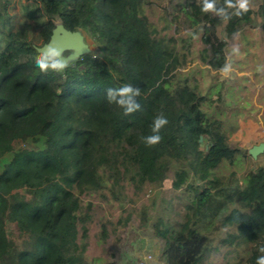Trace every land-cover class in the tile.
<instances>
[{"label": "trees", "instance_id": "16d2710c", "mask_svg": "<svg viewBox=\"0 0 264 264\" xmlns=\"http://www.w3.org/2000/svg\"><path fill=\"white\" fill-rule=\"evenodd\" d=\"M25 1L21 15L34 22L39 44L14 27L10 1L0 0V264H87L77 241L83 197L114 191L124 179L158 190L169 181L185 199L178 227L161 217L152 223L164 241L162 264H202L215 249L214 221L234 228L221 243L248 245L236 264H256L264 255L258 251L264 246V165L243 179L235 170L216 173L247 151L229 146L196 86L174 78V49L142 13L151 0ZM212 2L215 10L204 12L203 0H173L171 20L202 28L204 62L221 71L225 41L217 25L223 21L231 37L257 18L264 31V0L240 15L226 0ZM221 8L228 19L217 14ZM56 21L79 31L89 51L67 61L64 71H41L37 47L49 40ZM125 84L140 89V109L131 114L106 96ZM160 113L169 121L162 140L146 146L143 138Z\"/></svg>", "mask_w": 264, "mask_h": 264}, {"label": "rangeland", "instance_id": "374dc122", "mask_svg": "<svg viewBox=\"0 0 264 264\" xmlns=\"http://www.w3.org/2000/svg\"><path fill=\"white\" fill-rule=\"evenodd\" d=\"M9 1L14 27L25 29L28 38L39 44L34 22L21 15L22 5L27 2ZM172 1L151 0L143 6L142 13L155 35L174 49L178 60L174 78L186 79L195 85L206 98L203 110L220 121L229 146L247 151L242 159L238 158L241 161L233 165L225 162L216 173L227 174L235 170L237 177L243 179L249 169L264 165V31L257 18L231 37H226L223 21L217 25V36L225 41L226 63L232 65V71L225 76L204 62L207 43L203 39L202 28H191L186 23L179 27L174 25L171 20ZM258 2L249 0V7L255 8ZM27 23L32 25L31 28L26 26ZM233 48H238L239 53L233 54ZM253 146L262 147L254 156L248 153ZM169 174L172 175V171ZM190 179L191 175L186 182ZM108 185L113 184L110 182ZM185 212V199L171 190L169 181L162 190H158L147 183L139 185L124 179L120 185H114V191L109 188L92 190L83 197L80 214L84 219L78 225L77 241L87 264L107 261L115 264H162L164 241L155 234L152 223L161 217L162 223L178 227ZM11 227L16 234L15 225ZM229 230L233 231V226L221 221L209 225L215 249L202 264H236L239 257L248 251L245 244L220 242Z\"/></svg>", "mask_w": 264, "mask_h": 264}, {"label": "clouds", "instance_id": "9594fccd", "mask_svg": "<svg viewBox=\"0 0 264 264\" xmlns=\"http://www.w3.org/2000/svg\"><path fill=\"white\" fill-rule=\"evenodd\" d=\"M229 8H236V14L240 15L242 12H247L249 8V0H226ZM215 10V5L212 0H203L202 11L208 12ZM218 15H221L224 19H228L229 16L224 8L219 9ZM233 54H238L239 49L233 48ZM35 63L41 71L53 70L56 72L64 71L67 67V62L60 58V53L51 47L47 48L46 51L41 52L36 58ZM232 71V65L226 63L221 69V73L225 76L229 75ZM140 89L134 88L131 84H125L119 88H109L106 90V96L110 103L114 102L118 106L124 109L125 114H131L140 109V105L136 102L135 97L139 96ZM167 117L160 113L158 114L152 123L151 131L152 134L143 138V142L146 146H155L160 143L162 136L160 135L161 129L168 124ZM258 251L264 253V246H261ZM256 264H264V255L257 257Z\"/></svg>", "mask_w": 264, "mask_h": 264}, {"label": "water", "instance_id": "95a60500", "mask_svg": "<svg viewBox=\"0 0 264 264\" xmlns=\"http://www.w3.org/2000/svg\"><path fill=\"white\" fill-rule=\"evenodd\" d=\"M49 47L56 49L60 53V58L66 62L89 51L83 41L81 33L79 31L67 30L61 23H56L49 40L38 46L37 51L41 53L46 51ZM64 50H70L71 52L66 57H63L62 52ZM261 149L262 147L260 146H253L248 150V153L254 156Z\"/></svg>", "mask_w": 264, "mask_h": 264}]
</instances>
